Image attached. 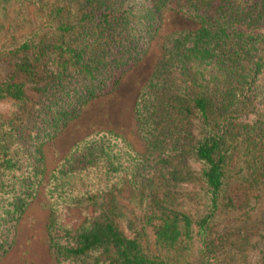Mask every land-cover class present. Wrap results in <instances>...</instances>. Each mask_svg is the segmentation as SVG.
Segmentation results:
<instances>
[{"label": "trees", "instance_id": "obj_1", "mask_svg": "<svg viewBox=\"0 0 264 264\" xmlns=\"http://www.w3.org/2000/svg\"><path fill=\"white\" fill-rule=\"evenodd\" d=\"M10 5L14 29L29 28L0 44V101L15 104L0 117V261L45 185L55 264H177L194 250L197 264H216L229 236L213 237L212 226L236 208L231 186L264 185V0H0ZM166 12L198 28L163 36L139 90L144 153L94 130L43 185L45 147L143 60ZM189 160L200 165L194 177ZM124 190L141 206L131 238L118 227ZM73 211L80 222L67 220Z\"/></svg>", "mask_w": 264, "mask_h": 264}, {"label": "rangeland", "instance_id": "obj_2", "mask_svg": "<svg viewBox=\"0 0 264 264\" xmlns=\"http://www.w3.org/2000/svg\"><path fill=\"white\" fill-rule=\"evenodd\" d=\"M16 6L10 5L0 8V44L4 37L18 30V34L29 26L25 24L19 29H14ZM34 17V10H25ZM198 25L173 12H166L160 36L151 42L150 48L143 60L133 69L128 71L121 79L119 86L111 94L93 101L81 115L69 123L67 127L49 143L44 149L46 175L54 169L62 158L68 153L72 145L84 138L89 132L101 129L114 130L130 142V145L140 153H144L143 141L139 138L137 124L134 116V106L139 90L149 79L153 68L160 58V42L163 36L171 32L195 30ZM17 34V33H14ZM6 73V67L0 62V80ZM27 94H30L27 92ZM15 110L14 102L0 101V117L7 118ZM187 166L196 176L200 165L194 160L187 161ZM240 167L238 160L231 164V172H236ZM185 193L198 191L196 186L185 184ZM230 194L234 199L236 208L217 217L212 226V236L228 235L225 238L226 247L219 250V259L216 264H261L260 258L264 255V185L243 192L238 184L231 186ZM181 192V191H180ZM122 213L118 227L129 237H132L127 224L135 227L141 214V206L137 198L124 190L117 197ZM68 221L80 222L82 216L79 211H73ZM48 221L47 196L45 185L40 189L36 199L29 205L21 220L16 225L15 243L0 264H55L48 254V241L45 231ZM152 244V238L149 237ZM153 251V246H151ZM177 264H197L198 254L194 250L183 257H175Z\"/></svg>", "mask_w": 264, "mask_h": 264}]
</instances>
